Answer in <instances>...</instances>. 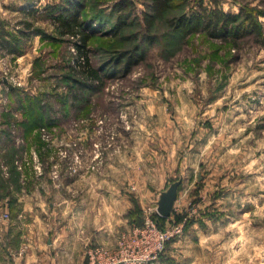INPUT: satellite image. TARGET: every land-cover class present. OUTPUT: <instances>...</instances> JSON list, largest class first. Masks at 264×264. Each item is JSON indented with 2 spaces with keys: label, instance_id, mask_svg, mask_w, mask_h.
<instances>
[{
  "label": "rangeland",
  "instance_id": "rangeland-1",
  "mask_svg": "<svg viewBox=\"0 0 264 264\" xmlns=\"http://www.w3.org/2000/svg\"><path fill=\"white\" fill-rule=\"evenodd\" d=\"M51 1V6L61 2ZM85 1L81 15L93 24L88 53L92 65L101 70L115 50L135 44L140 60L128 72L108 69L99 79L87 78L77 68L76 38L57 34L49 16L35 17L27 36L39 43L32 46L24 37L26 43L20 44L29 56L0 60V83L7 85L8 80L9 87L20 88L19 97H34L24 109L15 90L7 93L8 111L0 116V129L14 136L15 145L0 143V148L8 149L0 157V163L8 165L0 177V195L2 182L22 196L30 192L29 179L36 176L33 152L45 175L53 164L63 171L67 160L58 156L60 148L50 147L41 137V129L46 128L67 142L61 147L72 154L81 149L90 157L100 148L99 167L124 150L145 162H139L140 167L160 172L152 203L133 206L134 224L142 222L149 208L156 215L157 196L181 179L171 213L156 216L160 225L186 219L183 234L171 239L169 248L181 244L185 234L183 244L190 247L193 223L203 222L209 212L222 223L225 215L238 217L248 209L249 219L255 221L257 216L264 221V0H174L150 31L142 19L147 0H124L120 13L112 9L120 0ZM200 4L208 12L249 11L261 28L219 39L203 31L184 35L167 24V18L199 10ZM114 24L124 27L115 32ZM42 32L60 36L61 41L50 42ZM47 121L54 122L52 127ZM12 154L20 164L22 185L9 164ZM162 254L159 260L164 261ZM174 258H167L169 264H177Z\"/></svg>",
  "mask_w": 264,
  "mask_h": 264
},
{
  "label": "crops",
  "instance_id": "crops-1",
  "mask_svg": "<svg viewBox=\"0 0 264 264\" xmlns=\"http://www.w3.org/2000/svg\"><path fill=\"white\" fill-rule=\"evenodd\" d=\"M43 1L0 0V33L17 35L25 22L32 28L35 17L48 16L44 6L53 2L46 0L43 5ZM23 39L15 38L18 45L12 42L20 52L0 48V58L28 57L20 44L27 41L34 46L39 39ZM7 91L0 83V116L8 111L2 102L9 99ZM2 132L0 129V143H12L11 133ZM6 148H0V157L8 153ZM117 152L102 167L86 174H63L60 179L45 173L35 174L36 178L31 175L30 192L23 196L10 186L11 191L0 196V264H85L86 247L103 244L115 248L120 233L136 221L133 206L152 203L153 186L158 188L160 182V172L140 167L145 164L141 158L130 157L124 150ZM6 166L0 163V177ZM11 170L22 185L21 168ZM247 210L242 209L238 217L225 215L222 223L210 212L204 223L197 219L191 229V246H184L185 234L175 248L166 246L164 261L158 259L156 264H169L167 258L174 255L177 264H264V221L257 216L255 221L249 219Z\"/></svg>",
  "mask_w": 264,
  "mask_h": 264
},
{
  "label": "trees",
  "instance_id": "trees-1",
  "mask_svg": "<svg viewBox=\"0 0 264 264\" xmlns=\"http://www.w3.org/2000/svg\"><path fill=\"white\" fill-rule=\"evenodd\" d=\"M147 10L142 12V19L145 25V30L150 31L158 19H161L166 11L171 7L174 0H147ZM85 0H61L55 6L47 4L44 6V9L47 10L48 16L53 24L56 25V32L60 36L74 37V48L77 53L78 60V69L84 73V76L92 79H99L101 77L100 73L103 71H109L111 69L114 73H125L128 72L131 67L140 60V54L138 52L139 46L135 44L131 48H126L123 50H115L111 57L107 60V64H104L103 67L98 69L96 66L92 65L90 62L89 47L91 41V27L92 25L88 23L85 18H82L81 10L85 6ZM124 0L116 1L112 4V9L119 10V13L124 10ZM167 24L175 29L180 30L184 35L203 31L207 36L211 38L226 39L229 35H235L244 31L245 29H250L252 31H259L261 28V23H259L252 16L249 11H239L237 13L226 12L219 8H214L212 12H208L206 6L200 4L199 10H193L189 13L182 12L178 15L169 17L166 19ZM124 27V24H114L111 28L112 31H119ZM28 28L30 25L28 22H25L23 27L18 29V34H2L0 33V48H7V50L12 51L13 54H16L18 51L12 46V42L18 45V41L15 40L16 37H28ZM34 32H36L34 30ZM54 34L47 35L42 32V36L48 39L50 42H59L61 41L57 37L53 36ZM19 40V39H18ZM14 48V49H13ZM69 54L72 55V52L69 48ZM20 88L10 87V90L7 91L8 94L12 93L15 90L18 94V98L22 103V108L24 109L27 106H30L33 96L27 94L24 97H19ZM27 101V103H25ZM29 103V105H28ZM40 109V108H39ZM38 109V110H39ZM54 122L47 121L46 125L50 128ZM10 129V128H9ZM6 133L5 131L2 132ZM9 134V132H8ZM13 140V145L15 138H10ZM41 141V140H40ZM3 143V142H2ZM43 145V143H42ZM46 152L47 150L44 149ZM9 164L13 169L16 168V154L10 155ZM2 180V179H1ZM3 193L0 196L8 194L10 186L8 183H4ZM156 214L155 216H157Z\"/></svg>",
  "mask_w": 264,
  "mask_h": 264
},
{
  "label": "built area",
  "instance_id": "built-area-1",
  "mask_svg": "<svg viewBox=\"0 0 264 264\" xmlns=\"http://www.w3.org/2000/svg\"><path fill=\"white\" fill-rule=\"evenodd\" d=\"M0 60H4V58ZM5 82L8 90L10 88L8 80H5ZM16 82L14 83L21 84L19 80ZM6 100L7 98L2 99L5 105L8 103ZM41 137L49 143L50 147L52 145L59 147L58 156L63 158V160H67V165L64 166L63 171L59 169L57 164L51 166L49 174L53 179H59L63 174H83L95 171L102 163L103 155L100 148H95L92 154L90 152V157L81 149L72 154L69 150L67 151V149L61 147L62 145H68V143L54 136L46 128L41 129ZM95 146H98V144L95 143ZM85 154L88 159L84 158ZM15 163L20 168L18 161ZM84 165L85 168H83ZM32 168L36 175L44 173L42 161L36 152H33ZM154 214L155 212H153L152 208L145 211L142 222L133 224L128 230L120 233L115 248H109L103 244L86 247L84 251L85 264H156L167 243L183 234L186 219L160 225Z\"/></svg>",
  "mask_w": 264,
  "mask_h": 264
},
{
  "label": "water",
  "instance_id": "water-1",
  "mask_svg": "<svg viewBox=\"0 0 264 264\" xmlns=\"http://www.w3.org/2000/svg\"><path fill=\"white\" fill-rule=\"evenodd\" d=\"M181 182V179H178L172 183L169 184V186L162 191L159 194L158 200H157V212L162 217H167L174 206V201L177 197V187L179 183Z\"/></svg>",
  "mask_w": 264,
  "mask_h": 264
}]
</instances>
